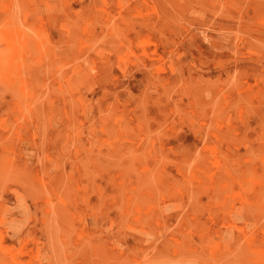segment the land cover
I'll return each instance as SVG.
<instances>
[{"label":"rangeland","instance_id":"rangeland-1","mask_svg":"<svg viewBox=\"0 0 264 264\" xmlns=\"http://www.w3.org/2000/svg\"><path fill=\"white\" fill-rule=\"evenodd\" d=\"M0 94V264H264V0H0Z\"/></svg>","mask_w":264,"mask_h":264},{"label":"bare ground","instance_id":"bare-ground-1","mask_svg":"<svg viewBox=\"0 0 264 264\" xmlns=\"http://www.w3.org/2000/svg\"><path fill=\"white\" fill-rule=\"evenodd\" d=\"M67 2V1H66ZM66 2H64V4H66ZM128 2V1H127ZM126 4V3H125ZM260 4V3H259ZM187 6V5H186ZM258 7V6H257ZM253 8V7H252ZM255 10V9H254ZM57 11V10H56ZM243 11V10H242ZM58 12V11H57ZM56 12V13H57ZM255 12V11H254ZM185 13V12H184ZM243 13V12H242ZM119 14V13H118ZM19 15V14H18ZM119 16V15H118ZM254 19V18H253ZM225 20V19H224ZM187 21H188V19H187ZM207 21V20H206ZM252 22H253V20H252ZM206 23V22H205ZM238 26V25H237ZM120 30V29H119ZM123 30V29H122ZM15 32V31H14ZM30 36V35H29ZM221 37V36H220ZM74 38V37H73ZM73 38H70V42L72 41L71 39H73ZM12 39V38H11ZM195 41V40H194ZM203 43V42H202ZM207 43V42H206ZM257 43V42H256ZM12 44V43H11ZM203 44H205V42L203 43ZM71 45V44H70ZM170 45H171V43H170ZM96 46V45H95ZM21 47V46H20ZM19 47V48H20ZM22 48V47H21ZM226 48V47H225ZM15 50V49H14ZM206 50V49H205ZM207 52V51H206ZM11 55H12V53H11ZM35 56V55H34ZM12 57V56H11ZM159 57V56H158ZM244 57V56H243ZM33 58V57H32ZM37 60V59H36ZM9 61V60H8ZM157 61V60H156ZM185 64V63H184ZM63 68V67H62ZM26 69V68H25ZM23 71H25L24 69H23ZM235 75V74H234ZM29 76V75H28ZM153 77V76H152ZM20 80V79H19ZM155 80V79H154ZM24 81V80H23ZM236 83H238V82H236ZM169 86V85H168ZM229 86V85H228ZM233 87V86H232ZM235 87V86H234ZM26 90V89H25ZM169 90V89H168ZM24 91V90H23ZM26 92V91H25ZM169 92V91H168ZM83 93H84V91H83ZM225 93V92H224ZM1 95V94H0ZM222 95H224V94H222ZM37 96V95H36ZM35 96V97H36ZM172 98V97H171ZM38 100V99H37ZM36 100V101H37ZM175 100V99H174ZM180 101V100H179ZM178 101V102H179ZM182 101V100H181ZM222 101V100H221ZM38 103V102H37ZM175 103V102H174ZM43 104V103H42ZM174 105V104H173ZM215 107V106H214ZM184 108V107H183ZM211 109V108H210ZM216 109H217V107H216ZM221 109V108H220ZM42 110H43V108H42ZM184 111V110H183ZM222 111V110H221ZM223 111H225L224 109H223ZM212 112V111H211ZM221 113V112H220ZM42 114H44V113H42ZM46 114V113H45ZM225 118V117H224ZM19 119V118H18ZM203 119V118H202ZM42 120V119H41ZM46 120V119H45ZM188 122H190V121H188ZM45 122H43V124H44ZM43 124H41V125H43ZM44 127V126H43ZM40 128H41V126H40ZM42 130V129H41ZM40 130V131H41ZM42 133H43V131H42ZM131 156V155H130ZM27 157V156H26ZM165 159H167V158H165ZM164 159V160H165ZM65 163V162H64ZM162 163H163V161H162ZM28 164V163H27ZM63 164V163H62ZM213 165V164H212ZM220 166V165H219ZM218 166V167H219ZM181 167V166H180ZM185 168V167H184ZM28 169V168H27ZM163 169V168H162ZM182 169V168H181ZM31 170V169H30ZM159 170V169H158ZM186 170V169H185ZM217 170V169H216ZM177 172V171H176ZM33 178V177H32ZM158 179V178H157ZM33 180H34V178H33ZM36 181V180H35ZM161 181V180H160ZM35 184V183H34ZM19 185H21V184H18L17 186H19ZM16 186V185H15ZM196 187V186H195ZM37 189V188H36ZM34 190V189H33ZM10 194V193H9ZM38 195V194H37ZM39 199V198H38ZM221 203V202H220ZM218 204V203H217ZM54 207V205L52 206V208ZM107 207V206H106ZM109 207V206H108ZM55 208V207H54ZM109 209V208H108ZM53 210V209H52ZM55 210V209H54ZM52 214H53V212H52ZM104 214V213H103ZM141 214V213H140ZM55 215V214H54ZM55 219H56V217H55ZM59 224V223H58ZM155 224V223H154ZM56 228V227H55ZM174 228V227H173ZM168 229V228H167ZM60 231H61V229H60ZM56 232H57V230H56ZM61 234V233H60ZM2 235V234H1ZM63 235V234H62ZM120 235V234H119ZM64 236V235H63ZM24 238V237H23ZM57 239H58V237H56ZM59 240V239H58ZM67 244V243H66ZM64 248H65V245H64ZM20 250H21V248H20ZM67 250H68V248H67ZM213 250H215L214 248H213ZM30 251V250H29ZM32 251V250H31ZM21 252V251H20ZM118 252V251H117ZM65 256V255H64ZM178 256V255H177ZM178 259V258H177ZM30 260V259H29ZM32 260V259H31ZM31 262V261H30ZM121 262V261H120ZM29 263V262H28ZM15 264V263H14ZM24 264V263H23ZM30 264V263H29ZM118 264H119V262H118ZM121 264V263H120Z\"/></svg>","mask_w":264,"mask_h":264}]
</instances>
